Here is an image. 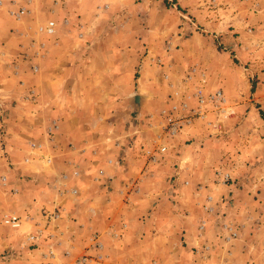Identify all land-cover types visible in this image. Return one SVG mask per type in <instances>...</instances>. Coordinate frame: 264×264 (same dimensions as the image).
Masks as SVG:
<instances>
[{"label":"crops","instance_id":"obj_1","mask_svg":"<svg viewBox=\"0 0 264 264\" xmlns=\"http://www.w3.org/2000/svg\"><path fill=\"white\" fill-rule=\"evenodd\" d=\"M238 1L248 4V9L264 6V0ZM68 2L50 0L48 21L53 22V32L37 33L36 26L35 40L30 42L29 60L36 77L44 73L41 60L52 57L53 49L68 44L78 48L66 49L60 56L63 60L45 72L54 96L49 101L54 117L48 119L40 138L32 139L38 145L26 146L27 152L18 161L19 148L14 141L12 145L6 142V134L0 131V177H5L0 181V200L12 209L2 211L0 222L5 213L25 219L18 228L6 227L15 240L14 248L36 254L37 264H73V258L81 254L90 257L85 264H253L237 260L238 253L248 249L245 243L251 235L264 227V178L257 175L264 164L254 165L247 161V154L231 151L235 133L228 124L237 113L229 94L234 67L227 51L217 48L231 42L223 30L230 16L214 17L228 7L220 0H206L210 17L198 23L208 35H180V29L176 30V36L164 43L163 52L156 50L158 56L147 46L148 52L140 57L136 91L132 83H125L118 97L120 78L110 63L115 52L85 50L99 42L97 29L110 5L95 2L88 16L85 0ZM6 9L0 0V10ZM105 26L108 31L115 28L111 22ZM120 26L125 28L127 22ZM240 37L229 48L244 61L247 56ZM100 57L110 65L98 62L99 66ZM88 61L91 65L86 66ZM151 63L158 67L162 91L153 79L145 81ZM244 63L243 69L250 70L247 60ZM123 74L125 80H132L128 70ZM28 89L35 95L32 103L41 105L37 86ZM217 89L225 97L224 105L234 109L233 115L216 111L211 103H199V95ZM260 97L264 105L262 93ZM118 102L131 110L124 119L117 117ZM172 106L183 114L198 109L202 113L169 136L163 129L164 111ZM87 107L96 108L98 114L87 119L89 132L81 133L86 126L75 124L87 121L79 118ZM4 121L0 118V125ZM20 166L26 176L16 180L11 173ZM35 227L41 229V237L31 245L26 234ZM228 227L236 236L226 240ZM50 247L55 249V258L43 255ZM65 250L69 256L63 254Z\"/></svg>","mask_w":264,"mask_h":264},{"label":"rangeland","instance_id":"obj_2","mask_svg":"<svg viewBox=\"0 0 264 264\" xmlns=\"http://www.w3.org/2000/svg\"><path fill=\"white\" fill-rule=\"evenodd\" d=\"M68 1L72 4L76 0ZM168 1L170 4L166 5L163 0H85L87 15L92 12V5L95 2L110 5L109 10L100 20L102 25L97 29L99 42L89 44L88 49L85 50H100L105 53L115 52V58L112 57L110 63L115 64L117 77L120 78L118 91L116 92L118 97L123 93L120 87L125 83H132L133 91H136V80L141 76L137 72L140 57L143 53L145 55L148 52L150 45V49L154 50L153 52L156 53L154 54L158 56V52H163L164 43L166 46L168 41L176 36V30L180 29L178 33L180 35L193 34L194 32L204 35L207 33L204 31V25L198 23L210 17L208 15L209 10L206 9L205 5L206 0ZM220 1L222 2L221 5L224 8L228 7V9L219 10L214 17L222 19L230 16L233 21L228 18L229 22H223L225 26L223 30L225 34H229L231 42L217 45L220 51H227L229 60L234 67L230 69L232 83L229 86V94L233 98L231 101L234 102L237 113L228 124V129L235 133L231 151L247 154V161L254 162V165L257 162L264 164V117L260 113V111L264 112V105L258 101V97L261 98L258 76H261L259 56L262 52L257 47L258 41L264 39V6H261L260 9H251L250 7V10L248 4L238 0ZM4 5L8 10H0V85L3 88L0 91L3 102L0 107V118L3 117L5 121L4 124L0 125V131L3 130L6 134V142L12 145V141H14L17 148H19L16 151L18 156L15 155L18 161L24 157V152H27L26 146L29 147L32 139L36 138L37 140V138H40L44 125L54 115L50 106V100L54 96H52L49 80L45 78V72L52 71V66L54 67L61 59L63 60L60 57L61 55L68 51L78 50V48L76 44H74V47H70V44H68V46L53 49L52 57L47 60L42 58L41 60V68L44 73L42 72L40 76L36 77L29 60L30 42L35 40L36 26L48 21L50 17V0H4ZM22 6L26 8V12L17 20L9 13L10 8L15 10ZM57 12L59 15L62 14L59 8ZM216 18L214 20L218 22ZM234 20H237V22ZM106 22H111L115 27L114 30L110 27L111 31H108V28L104 27ZM122 22H127L125 28L120 26ZM239 35L241 36L239 44L244 46L243 50L247 56L244 61H239L236 57V51L229 48L234 45L233 40L237 42V36ZM219 36L223 35H218V38ZM39 37L43 39V36L38 35V39ZM125 46L128 48L127 51H125ZM256 51L259 52L256 53ZM250 54H253V56L250 57ZM70 60L73 61V65L78 64V60ZM246 60L247 65H250V70L245 71L243 66ZM108 61L106 58L100 57L97 64L100 62L101 66H103V63L106 67L110 65ZM88 63L86 66L91 65V61H88ZM235 65L237 66L235 67ZM15 67L17 73H14ZM150 67L145 74V81L149 82L153 79L155 87L162 91L164 86L161 78H159V72L156 71L157 66L151 63ZM125 69L129 71L131 81L128 80V77L126 80L123 77ZM107 79H104L105 82L108 81ZM30 85L37 86L41 105L37 102L32 103L35 95L28 92ZM47 99L48 102L50 101L49 104L45 103L43 105V102H46ZM95 110L96 108L93 107L84 108L79 113V118L89 120L91 116L98 114ZM128 111L131 110L120 106L118 102V118L124 119ZM88 120L85 122L79 121L78 124H75L81 125V127L86 126L81 128V133L89 132ZM119 120L118 122H120ZM1 140L0 143L3 144ZM257 149L260 153H256ZM23 170L21 166L14 168L11 176L16 180H21V177L26 176ZM257 175L264 178V167H261ZM1 197L6 196L3 194ZM3 201L5 200L3 199ZM5 209L12 210L8 206H2V200H0V214ZM6 227L7 225L0 222V264H37L39 257L36 254H29L26 251L23 252L21 249L14 248L15 240ZM251 238V241L245 243L248 246L246 252L238 253L240 256L236 260L237 262L245 261V263H248L252 261L253 264L255 262L264 264V227L255 231Z\"/></svg>","mask_w":264,"mask_h":264},{"label":"built area","instance_id":"obj_3","mask_svg":"<svg viewBox=\"0 0 264 264\" xmlns=\"http://www.w3.org/2000/svg\"><path fill=\"white\" fill-rule=\"evenodd\" d=\"M214 1V0H211ZM26 12V8L24 6L17 8V9H11L9 11V13L11 14V16H13L14 18H16L17 20H19L21 18V16ZM53 32V22L52 21H48V23L46 24H42V25H38L37 26V33H41V34H52ZM43 45V44H41ZM257 47L258 50H260L262 52V54L259 56V60L261 62L260 66H259V71L261 73V76H258L260 81V85H261V93L262 96H264V39H260L257 43ZM259 51H257L258 53ZM37 67L35 65H33V69L35 70ZM28 92L30 94H34L32 89H28ZM198 101L199 103L202 102H207L211 103L212 105H214V108L216 109V111H220L223 112L225 115L227 116H231L234 114V109L231 106L228 105H224L225 103V97L222 94V92L217 89L215 90L213 93H209L207 95H199L198 96ZM175 106L171 107V110H167L164 111V118H165V123L163 126V129L165 131V133L169 136H172L175 134V132L179 129V127L190 121V118L192 116L195 115H201V110L198 109L196 111H194L192 114H183V113H179L177 111H175ZM56 125H54L55 127ZM50 127V126H49ZM48 127V133H51V131L49 130L50 128ZM38 144L35 143H31L30 146H36ZM165 146H161L160 147V151H164ZM5 177L1 176L0 177V181L4 182ZM229 177L225 175V180H228ZM56 216V214L54 215ZM25 221V219H24ZM23 219L15 214V213H5L3 215L2 218V222L3 224L11 227V228H18L20 227L23 223H24ZM200 230L203 228V224H201L199 226ZM229 230V234L226 235V240H229L233 237L236 236V232L231 228L228 227ZM41 237V229L39 227H35L33 229V231H28L26 234V240L30 242L31 245H36L37 241L40 239ZM94 240H96V238H94ZM95 246L97 248L101 247V244L98 240L95 241ZM55 249H53L52 247L48 248L47 252L44 253L43 255L45 257L48 258H55L56 257V253L54 251ZM63 254L65 256H69L70 251L69 250H65L63 252ZM99 255V254H98ZM90 260V257L88 255L85 254H81L79 256H76L75 258H73L72 262L73 264H85L86 261ZM67 264V263H64Z\"/></svg>","mask_w":264,"mask_h":264},{"label":"water","instance_id":"obj_4","mask_svg":"<svg viewBox=\"0 0 264 264\" xmlns=\"http://www.w3.org/2000/svg\"><path fill=\"white\" fill-rule=\"evenodd\" d=\"M134 99H135V102H136V101L138 102V96H137V97L135 96Z\"/></svg>","mask_w":264,"mask_h":264},{"label":"trees","instance_id":"obj_5","mask_svg":"<svg viewBox=\"0 0 264 264\" xmlns=\"http://www.w3.org/2000/svg\"><path fill=\"white\" fill-rule=\"evenodd\" d=\"M260 113H261V116L264 117V112H261V111H260Z\"/></svg>","mask_w":264,"mask_h":264}]
</instances>
